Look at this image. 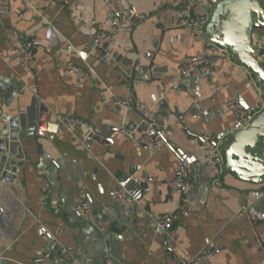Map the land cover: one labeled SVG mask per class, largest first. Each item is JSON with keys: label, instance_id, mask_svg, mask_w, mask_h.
I'll return each instance as SVG.
<instances>
[{"label": "crops", "instance_id": "1", "mask_svg": "<svg viewBox=\"0 0 264 264\" xmlns=\"http://www.w3.org/2000/svg\"><path fill=\"white\" fill-rule=\"evenodd\" d=\"M185 1L179 9L177 0H72L38 14L10 0L12 12L0 17V264H185L209 247H221L212 264H264V185L237 178L225 165L221 175L207 169L194 143L208 136L223 145L238 126L225 111L227 100L237 96L242 106L261 108L263 95L248 69L211 47L218 75L181 78V60L209 45L179 21L205 17L216 0ZM116 10L126 11L130 31L114 32L105 59L93 50L96 25ZM28 41L37 57L34 91L16 97L8 66L26 76L18 59ZM254 44L264 64V29L255 31ZM153 61L155 67L130 80L135 67ZM73 66L89 78L78 80ZM115 98L156 110L164 123L161 149L150 152L119 133L123 125H140L141 117L117 110ZM71 117L83 122L76 136L59 122ZM180 166L184 183L190 170V184L173 195L169 182ZM128 176L138 204L122 207L112 192ZM82 198L91 201L96 225L77 215ZM182 202L189 216L179 212ZM165 215L174 222L159 233L151 217ZM43 228L56 237L52 248Z\"/></svg>", "mask_w": 264, "mask_h": 264}, {"label": "built area", "instance_id": "2", "mask_svg": "<svg viewBox=\"0 0 264 264\" xmlns=\"http://www.w3.org/2000/svg\"><path fill=\"white\" fill-rule=\"evenodd\" d=\"M72 0H22L23 4L40 14L42 10L50 7L53 4H60L62 6L68 5ZM179 9H185L187 3L185 0H177ZM213 10L210 5L209 11ZM12 12V5L10 0H0V17L7 16ZM179 25L186 29L191 37L198 38L206 41L205 27L206 21L199 17L185 15L179 21ZM130 20L126 11L116 10L104 23L96 25V33L93 39V50L103 51L104 58L106 59V49L111 45L114 40L115 31H130ZM209 49L200 55L186 57L181 60V76L185 79H199L203 76L216 77L219 68L212 62L210 47L219 50L222 54L228 55L226 51L210 44ZM19 63L25 73V77L20 76L11 67L9 70L15 79L16 91L15 96L18 97L25 91H34L33 80L36 76L37 57L34 51V43L28 41L24 44L22 54L19 57ZM70 70L78 80H86L89 78L88 73L79 67H70ZM104 103L111 100L108 96H103ZM114 107L119 111H135L141 117V124L136 126L123 125L119 129V133L136 141L139 145L145 146L150 152L161 149L165 145V140L162 134L163 121L158 116L156 110L149 105L137 99L131 98H115L113 99ZM225 111L234 114L240 128L246 127L254 118L260 113L263 107H249L245 108L241 105L237 96L230 97L225 103ZM60 124L66 129L67 132L76 136L77 130L83 125V122L77 118H60ZM143 129V130H142ZM213 139L208 136H201L194 139V143L203 151L204 165L207 169L216 171L218 175L224 172V155L222 145L209 146ZM185 167H179L180 176L169 182V189L173 195H182L185 190V183L181 174L184 172ZM115 203L122 207H133L138 204V201L130 194L126 186L120 185L112 192ZM49 200L47 193L43 194L39 203L45 206ZM179 212L182 215L189 216L192 212L188 203L182 202L179 207ZM77 215L82 221H89L96 225V220L93 213V205L90 200L82 198L76 207ZM3 212L0 210V241L2 239V226H3ZM173 216L165 215L158 218L151 217V224L156 228L157 232H167L173 225ZM45 233L50 235L51 239L56 237L43 228ZM221 251V247L207 248L202 253L196 256H189L185 259V264H212V257ZM105 264H115L112 259H107Z\"/></svg>", "mask_w": 264, "mask_h": 264}, {"label": "water", "instance_id": "3", "mask_svg": "<svg viewBox=\"0 0 264 264\" xmlns=\"http://www.w3.org/2000/svg\"><path fill=\"white\" fill-rule=\"evenodd\" d=\"M201 19L206 21V41L226 51L232 61L248 69L264 99V64L260 61L262 50L254 44L255 31L264 29V0H216L213 10ZM153 67L154 61L138 72L135 67L130 73V80L134 82L139 73H147ZM12 89L16 91L15 86ZM241 102L246 109L249 108ZM212 144L216 146L218 143L214 141ZM222 149L227 171L243 181L264 185V106L250 124L244 128L236 127ZM189 176L190 170L186 168L185 189L190 184ZM0 178L4 180L1 173ZM121 184L131 190L135 182L128 176ZM259 207L264 208V199ZM262 216L264 219V212ZM45 235L48 238L47 247L52 248L55 242L50 235Z\"/></svg>", "mask_w": 264, "mask_h": 264}]
</instances>
